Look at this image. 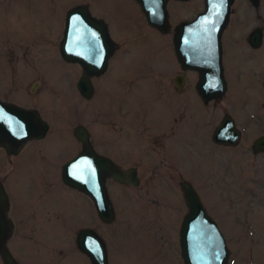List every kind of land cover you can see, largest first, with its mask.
<instances>
[{
    "label": "rangeland",
    "instance_id": "rangeland-1",
    "mask_svg": "<svg viewBox=\"0 0 264 264\" xmlns=\"http://www.w3.org/2000/svg\"><path fill=\"white\" fill-rule=\"evenodd\" d=\"M82 3L120 43L107 71L93 79L90 99L76 89L80 66L59 53L65 15ZM193 3L171 7V24L203 6ZM255 3L233 4L224 34L228 89L216 105L204 106L191 87L175 91L171 35L149 27L131 0H0V97L7 92L10 100L33 104L49 124L46 136L12 162L0 149L14 223L7 245L19 263L91 264L75 244L77 231L90 227L106 243L108 264H183L178 231L187 209L180 183L189 181L225 235L231 264H264V153L251 151L264 135V37L256 50L245 41L253 27L264 29V0ZM225 112L242 130L237 146L211 141ZM78 124L98 152L136 168L137 186L107 181L111 223L62 182V165L80 150Z\"/></svg>",
    "mask_w": 264,
    "mask_h": 264
},
{
    "label": "water",
    "instance_id": "water-1",
    "mask_svg": "<svg viewBox=\"0 0 264 264\" xmlns=\"http://www.w3.org/2000/svg\"><path fill=\"white\" fill-rule=\"evenodd\" d=\"M135 2L146 23L160 33H166L169 27L167 0ZM232 3L233 0H203L200 12L175 27L172 40L174 55L182 70L191 69L199 73L197 94L204 103L221 99L226 94L221 37L229 22ZM247 40L250 46L259 47L262 43L261 28H254ZM117 48L118 44L110 39L107 24L93 17L86 4L75 5L67 11L59 53L65 62L80 66L76 89L82 98H92V80L107 70L108 61ZM48 129L47 121L38 110L0 101V147L9 154H17L29 140L44 138ZM73 135L80 143V150L62 165V182L86 195L98 218L111 223L115 219V210L108 194L107 180L137 186L136 168H119L110 158L99 154L92 147L85 126L76 125ZM241 136L234 118L225 113L213 129L211 141L217 145L237 146ZM251 151L264 153V135L253 140ZM180 189L187 209L178 232L183 264H230L231 252L224 235L193 185L182 181ZM9 208L8 195L0 181V259L3 264H15L7 245L12 233ZM75 244L91 264H108L106 243L93 228L79 229Z\"/></svg>",
    "mask_w": 264,
    "mask_h": 264
},
{
    "label": "flooded vegetation",
    "instance_id": "flooded-vegetation-1",
    "mask_svg": "<svg viewBox=\"0 0 264 264\" xmlns=\"http://www.w3.org/2000/svg\"><path fill=\"white\" fill-rule=\"evenodd\" d=\"M133 3H135V5H137V7L139 8V6H138V4L135 2V0H131ZM195 0H167V4H166V6H167V9H168V13L170 12V8L171 7H173V11L175 10V9H180V8H183L184 7V9H186V7H190L191 5L190 4H192V5H195L193 2H194ZM235 1L236 0H233V3L231 4V13H232V11H233V9H232V7H233V4L235 3ZM254 1H256V0H250V2L251 3H253L252 5H256L257 3H255L254 4ZM82 4H86V3H82ZM87 5V7H88V10L90 11V9H89V5L88 4H86ZM193 8H194V6H192ZM72 8V7H71ZM203 9V6L201 7V6H199V9H198V11H197V13L198 12H200L201 10ZM139 10H140V8H139ZM141 11V10H140ZM91 13V12H90ZM142 13V12H141ZM197 13H195V15L197 14ZM231 13H230V15H231ZM91 15H92V13H91ZM194 15V16H195ZM66 16V15H65ZM93 16V15H92ZM93 17H95V16H93ZM257 17L260 19L261 18V15L260 14H258L257 13ZM263 17V16H262ZM95 18H98V19H102V18H99V17H95ZM144 18V17H143ZM192 18V17H191ZM190 19V18H189ZM106 24H107V27H108V32H109V35H110V39L113 41V42H115V43H117L118 44V48L113 52V54H112V56H111V58L109 59V61H108V65H109V62H110V60L112 59V57L114 56V54H115V52L117 51V50H119L120 49V43L118 42V41H116V39H114V38H112V36H111V34H110V28H109V24L104 20V19H102ZM145 20V19H144ZM181 21H183V20H180L179 22H176V23H174V24H171V22H170V15H169V27L167 28V31H166V33H160L156 28H154V27H151V26H149L147 23V25L149 26V27H151V28H153L155 31H157L158 33H160L161 35H171V44H172V40H173V35H174V31H175V27H176V25L178 24V23H180ZM229 21H230V17H229ZM146 22V21H145ZM228 24H229V22H228ZM228 26V25H227ZM256 27H260L261 28V33H262V43H263V37H264V29H263V27L262 26H259V25H257V26H255V27H253L252 29H251V31L254 29V28H256ZM226 29H227V27L224 29V31H223V33H222V37H221V47H222V57H221V61H222V68H223V75H224V79H225V81H226V86H227V89H228V83H227V75H226V71H227V69H226V66H225V63H224V56H225V48H224V34H225V31H226ZM251 31L247 34V36L245 37V41H246V43H247V45H248V47L251 49V50H256V49H258L261 45H262V43H261V45L259 46V47H257V48H254V47H252V46H250L249 45V43H248V36H249V34L251 33ZM240 39V38H239ZM244 40V38H241V41H243ZM237 44V42H235V45ZM172 50H173V45H172ZM173 55H174V52H173ZM174 60H175V64H177V67H178V73L177 74H175L173 77H172V83H173V87H174V89H175V91L176 92H184L185 90H187V87H191L192 89L190 90V92L191 91H193L194 93H195V95L197 96V98H198V100H199V102H201L204 106H207V105H209L210 103H213L214 105H216V103L218 102V101H220V100H222L224 97H225V95H224V97L223 98H221V99H213V100H209L207 103H204L202 100H201V98L199 97V95L197 94V83H198V81H199V79H200V76H199V73L197 72V71H195V70H191V69H187V70H182L181 69V67H180V64L178 63V61L176 60V57H175V55H174ZM257 61L258 62H260V60L257 58ZM70 64H72V63H70ZM108 68V67H107ZM107 71V70H106ZM105 71V72H106ZM104 72V73H105ZM103 73V74H104ZM103 74H101V75H103ZM189 74H191L192 75V83H189V79H188V75ZM100 75V76H101ZM97 77H99V76H97ZM97 77H95V78H97ZM94 79V78H93ZM93 81V80H92ZM34 86L35 85H33L32 87H30V91L31 90H33L34 89ZM172 86V85H171ZM211 87H209V89H210ZM227 89H226V92H227ZM9 95L7 94V92H4L3 93V96H2V98L0 97V101H4V102H12V103H14V104H16V105H19V106H21V107H25V108H30V109H36V110H38L37 108H36V106H34L33 104L32 105H29V106H27L26 104H21L20 102H17L16 100H14V99H12V100H10L9 99V97H8ZM33 100H34V98H33ZM120 109H122V106L120 107ZM40 113V112H39ZM226 113V112H225ZM224 113V114H225ZM223 114V115H224ZM41 115V114H40ZM223 117V116H222ZM221 117V118H222ZM221 120V119H220ZM220 122V121H219ZM218 122V123H219ZM48 123V122H47ZM49 125V124H48ZM217 126V125H216ZM215 126V127H216ZM214 127V128H215ZM87 129V128H86ZM88 130V129H87ZM48 131H49V129H48ZM89 132V139H90V143H91V145H92V147L94 148V146H93V143H92V137H91V134H90V131H88ZM48 133V132H47ZM241 135H242V130H241ZM46 136V135H45ZM242 137V136H241ZM43 139V138H42ZM36 140H39V139H32V140H29V141H27V142H25L24 143V145H23V147H22V149L17 153V154H9L4 148H2V147H0V149L3 151V153L5 154V159H6V161L7 162H12V161H10V159H9V157H14V158H16L18 155H20L21 154V152L23 151V149H25V147H26V145H28L30 142H32V141H36ZM215 144V143H214ZM217 145V144H216ZM219 146H224V145H219ZM95 149V148H94ZM96 150V149H95ZM97 151V150H96ZM98 152V151H97ZM99 154H101V155H104V156H107V155H105V154H103V153H100V152H98ZM108 158H109V156H107ZM110 159H111V157H110ZM115 164H116V166L117 167H119V168H122V169H127V168H130V166H128L127 168L126 167H122L120 164H118V162L114 159V158H112L111 159ZM108 180H111V179H108ZM107 180V181H108ZM0 181L2 182V180L0 179ZM2 184L4 185V183L2 182ZM4 188H5V185H4ZM5 191H6V189H5ZM7 193V192H6ZM8 195V194H7ZM86 196V195H85ZM87 197V196H86ZM88 198V197H87ZM8 199L10 200V198H9V196H8ZM89 199V198H88ZM90 200V199H89ZM92 203V202H91ZM95 209V208H94ZM96 212V211H95ZM97 215V214H96ZM184 216V215H183ZM8 217H9V214H8ZM98 217V216H97ZM10 218V217H9ZM99 219V218H98ZM10 220H11V222H12V229L14 228V223H13V221H12V219L10 218ZM48 220V219H47ZM46 220V221H47ZM100 220V219H99ZM101 221V220H100ZM182 221V220H181ZM102 222V221H101ZM180 225H181V223H180ZM179 229H180V227H179ZM95 230V229H94ZM96 231V230H95ZM97 232V231H96ZM179 232V231H178ZM222 232V231H221ZM224 235V234H223ZM224 238H225V241H226V245H227V247L230 249V252H231V254H230V259H231V255H232V250H231V248H230V246H229V244H227V239H226V237H225V235H224ZM12 253V252H11ZM13 255V254H12ZM13 257H14V255H13ZM14 259H15V257H14ZM231 261V260H230ZM0 263L1 264H3V262L0 260ZM15 264H21V263H19L16 259H15Z\"/></svg>",
    "mask_w": 264,
    "mask_h": 264
}]
</instances>
